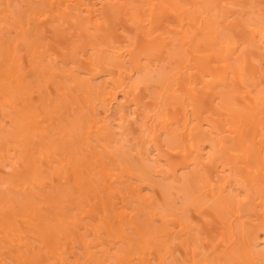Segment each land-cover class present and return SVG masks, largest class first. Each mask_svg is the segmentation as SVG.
Listing matches in <instances>:
<instances>
[{
	"label": "bare ground",
	"instance_id": "obj_1",
	"mask_svg": "<svg viewBox=\"0 0 264 264\" xmlns=\"http://www.w3.org/2000/svg\"><path fill=\"white\" fill-rule=\"evenodd\" d=\"M0 264H264V0H0Z\"/></svg>",
	"mask_w": 264,
	"mask_h": 264
}]
</instances>
